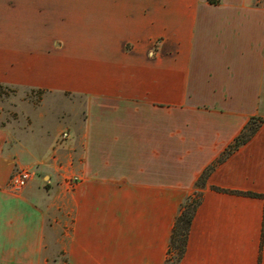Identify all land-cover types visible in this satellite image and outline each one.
Wrapping results in <instances>:
<instances>
[{
	"label": "crops",
	"instance_id": "0c3cea01",
	"mask_svg": "<svg viewBox=\"0 0 264 264\" xmlns=\"http://www.w3.org/2000/svg\"><path fill=\"white\" fill-rule=\"evenodd\" d=\"M257 1L0 0V86L86 99L83 130L43 167L52 188L78 178L66 264L167 263L199 177L264 120ZM21 153L0 129V264H44L46 194L9 189ZM202 193L180 264H264V124Z\"/></svg>",
	"mask_w": 264,
	"mask_h": 264
},
{
	"label": "rangeland",
	"instance_id": "374dc122",
	"mask_svg": "<svg viewBox=\"0 0 264 264\" xmlns=\"http://www.w3.org/2000/svg\"><path fill=\"white\" fill-rule=\"evenodd\" d=\"M85 108L83 96L0 86V129L7 130L10 140L22 151L25 163L22 168L33 167L30 183L36 180L35 185L43 194L51 191L49 197L44 195L51 207L47 212L44 264L67 262L65 241L71 219L67 216L66 201L67 192L75 187H70L68 176L55 181L52 188L48 185L50 179H44L49 172L43 167L60 143L76 139L77 133L83 130ZM63 132L69 133L68 139L62 138Z\"/></svg>",
	"mask_w": 264,
	"mask_h": 264
},
{
	"label": "trees",
	"instance_id": "16d2710c",
	"mask_svg": "<svg viewBox=\"0 0 264 264\" xmlns=\"http://www.w3.org/2000/svg\"><path fill=\"white\" fill-rule=\"evenodd\" d=\"M257 2V5L262 4V2H260L259 0ZM262 124H264L263 119L252 118L247 124V126L244 128L242 133L236 138L234 143L228 147V149L216 161V163L206 168V170L199 177L196 182V187L198 191H196L192 196L186 198L180 206V210L176 217L174 229L172 231L170 240L169 254H171L172 256L167 260L166 264H180L182 258L184 257L191 226L196 212L202 203V190L206 187L207 180L211 173L214 171L215 167L218 164L224 162L233 152H235L238 148L247 143L256 134ZM214 190L222 191L218 188H214Z\"/></svg>",
	"mask_w": 264,
	"mask_h": 264
},
{
	"label": "built area",
	"instance_id": "2783aa9c",
	"mask_svg": "<svg viewBox=\"0 0 264 264\" xmlns=\"http://www.w3.org/2000/svg\"><path fill=\"white\" fill-rule=\"evenodd\" d=\"M62 138L64 140L68 139L69 133L63 132ZM32 179H33V175L30 172V170L24 168L17 169L10 178L9 189L14 192H21L28 186V184L30 183V181H32ZM68 183L70 187H75L78 183V178L70 177Z\"/></svg>",
	"mask_w": 264,
	"mask_h": 264
},
{
	"label": "water",
	"instance_id": "95a60500",
	"mask_svg": "<svg viewBox=\"0 0 264 264\" xmlns=\"http://www.w3.org/2000/svg\"><path fill=\"white\" fill-rule=\"evenodd\" d=\"M48 179V178H47Z\"/></svg>",
	"mask_w": 264,
	"mask_h": 264
}]
</instances>
